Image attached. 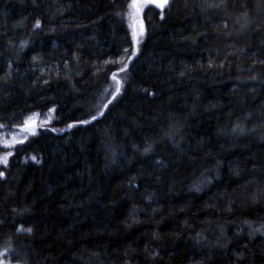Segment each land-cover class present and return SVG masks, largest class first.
<instances>
[{"label":"trees","instance_id":"1","mask_svg":"<svg viewBox=\"0 0 264 264\" xmlns=\"http://www.w3.org/2000/svg\"><path fill=\"white\" fill-rule=\"evenodd\" d=\"M130 2L0 0L1 129L55 108L1 166L0 260L264 264V0L149 4L122 94L79 125L136 47Z\"/></svg>","mask_w":264,"mask_h":264},{"label":"snow or ice","instance_id":"2","mask_svg":"<svg viewBox=\"0 0 264 264\" xmlns=\"http://www.w3.org/2000/svg\"><path fill=\"white\" fill-rule=\"evenodd\" d=\"M149 4L155 5L158 9H160V19L163 20L165 18L164 16V10L166 8L170 7V0H131V2L127 5L128 11L124 13V16L126 19L129 21V27L132 29L131 31V38L132 41L135 43L136 47L132 49L131 53H129L128 48H124L122 53H117V59H111V60H106V64H112L117 66V70L113 71L111 73V81L112 83V88L113 91L111 93V98L107 99L106 102H104L102 98V102L100 104L95 105L96 108V114L90 115V118H85V119H79L78 124L79 125H88L92 123L93 121L98 119V116H103L104 115V110L107 109L108 105L112 103L113 100L116 99L117 96L121 95L125 83H126V78L128 75V68L129 64L131 63L132 59L136 57L139 54V45L141 43V38L145 34V27H144V21L142 19V13L145 7H147ZM210 7H222L225 6V0H220V3L212 4L209 5ZM41 24L40 21L37 20L35 23V28H40ZM23 46V43H22ZM35 59V58H34ZM264 63V62H262ZM120 74H124V79L120 78ZM10 75V73H9ZM255 77H253L254 79ZM47 83L48 81H44ZM146 91V90H145ZM55 112V108L50 109L49 113L47 114L46 118L44 121L40 123V125L37 124V117H39L40 113H33L31 115H28L24 120L21 126L22 131L24 135L18 139L16 136H12L11 140L4 139L0 141V143H3V145L7 148H13L16 144L23 143V141L27 138L28 135L35 136L37 134V127L38 126H46L51 122L52 119V113ZM77 124H69L68 128L76 127ZM4 125L0 124V128H3ZM175 129V125H173L169 131L165 134L167 138L175 143V137L177 134V130ZM52 131H55V129H52ZM235 131V129H233ZM156 144V141H151V142H145V146L142 149V154L148 155L154 151V145ZM178 147L179 145L176 144ZM137 151H141L139 146H134ZM13 153L11 151H8L6 154L0 156V164H3L4 166H7L9 157H11ZM115 155V153H113ZM33 160L36 159V157H32ZM158 164L161 163V161H157ZM5 172L0 171V177H4ZM245 224L248 225L249 227V232H248V237L249 239H254L257 235L260 237L264 238V223L260 224L259 227H253L251 222L245 221ZM17 232H26V233H31L33 230L31 227L25 228L23 225L19 226L16 229ZM241 232L243 229L240 230ZM240 233H237L239 235ZM198 236V242L201 239H206V237H202L200 234H197ZM217 246L219 245V241H217ZM226 247L227 245H223ZM247 247V245H245ZM237 261H240L244 259L242 254H237L236 256ZM0 264H11L10 261H3L0 260ZM26 264V262H25Z\"/></svg>","mask_w":264,"mask_h":264},{"label":"rangeland","instance_id":"3","mask_svg":"<svg viewBox=\"0 0 264 264\" xmlns=\"http://www.w3.org/2000/svg\"><path fill=\"white\" fill-rule=\"evenodd\" d=\"M48 113H49V111L46 112L45 114H42V115L40 114L39 117H37V124H40L42 121H44ZM53 117L54 116L52 113V119H53ZM23 135H24V133H23L22 129L5 130V129L0 128V141H2L4 139H7L10 141L12 136H16L18 139H20ZM0 149H1L0 150V156L6 154L8 151L13 152V148H7L3 145V143H0ZM1 166H3V164H0V171H1ZM3 261H5V260H3ZM11 264H15V263H11Z\"/></svg>","mask_w":264,"mask_h":264}]
</instances>
